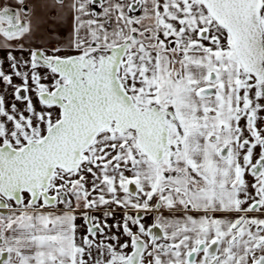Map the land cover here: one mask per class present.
I'll return each mask as SVG.
<instances>
[{
    "label": "crops",
    "instance_id": "crops-1",
    "mask_svg": "<svg viewBox=\"0 0 264 264\" xmlns=\"http://www.w3.org/2000/svg\"><path fill=\"white\" fill-rule=\"evenodd\" d=\"M43 1L34 4L44 7ZM136 2L141 7L133 11ZM7 3L0 0V12ZM59 4L69 6L75 18L73 53L55 56L48 51H56L58 44L50 41H39L27 52L40 50L55 60L81 58L138 36L141 46L131 47L151 58L146 64L159 77L157 97L138 106L172 111L170 136L181 134L184 171L171 174L161 169V162L154 163L139 150L133 132H104L85 154L83 165L91 162V171L75 193L86 197L82 208L31 203L16 208L9 202L8 212L0 213V252L9 254L7 264H79L78 249L84 248L85 237L98 234L104 247L90 253L100 264H129L137 240L147 245L140 264H209L205 252L193 263L188 257L200 244L207 248L213 243L214 264H254L264 254L256 249L264 240V167L253 173L264 160V74L255 76L242 66L229 34L201 0H58ZM22 21L19 32L26 33L28 22ZM51 23L49 36H66L62 18L54 16ZM164 24L172 31L164 32ZM260 25L264 36V3ZM6 28L0 24L1 31L6 33ZM201 29H209L208 36H201ZM170 35L177 39L175 48L161 42ZM123 63L124 57L121 67ZM143 67L138 64L137 69ZM125 74L133 82L130 71ZM206 89L213 92L203 95ZM133 93V100L142 98L138 91ZM99 144L103 145L98 148ZM152 197L160 202L155 210ZM153 226L163 237L149 243L140 228L146 232Z\"/></svg>",
    "mask_w": 264,
    "mask_h": 264
},
{
    "label": "water",
    "instance_id": "water-1",
    "mask_svg": "<svg viewBox=\"0 0 264 264\" xmlns=\"http://www.w3.org/2000/svg\"><path fill=\"white\" fill-rule=\"evenodd\" d=\"M201 1L213 20L230 35L242 66L255 76H262L264 40L260 18L264 0ZM0 18L10 23L6 34L20 31L22 25L16 24L13 11L0 12ZM127 48L128 43L112 48L96 66L92 59L73 57L54 61L36 54L43 64L68 81L38 96L43 105L60 109V119L41 139L31 140L21 148L0 145L1 211L7 210V201L21 205L24 194L29 195L32 205L41 200L44 205L53 206L56 197L49 190L56 172L77 171L84 153L105 131L134 132L141 152L155 163L171 152L168 118L172 112L157 106L137 107L119 77ZM212 92L206 89L201 93ZM259 165L253 173H257ZM95 231L92 227L91 232ZM140 255L141 250H137L128 263L139 264ZM210 256L208 250L207 257ZM258 264H264V259Z\"/></svg>",
    "mask_w": 264,
    "mask_h": 264
},
{
    "label": "rangeland",
    "instance_id": "rangeland-1",
    "mask_svg": "<svg viewBox=\"0 0 264 264\" xmlns=\"http://www.w3.org/2000/svg\"><path fill=\"white\" fill-rule=\"evenodd\" d=\"M30 1L32 2V0H24L23 2L22 0H8L7 3V6L16 12V20L18 22L23 23L22 20L28 22L26 33L17 32L14 37L11 36V39H7L10 36L0 29V144L9 143L14 148H21L30 140L41 139L47 130L60 119V109L58 107L45 106L38 99L41 92L52 91L58 84L59 78L52 68L34 65L30 58H33L36 52L33 50L29 54L27 49L31 46H36L39 41H50L57 43L58 48L54 47L56 51L49 50L48 52H54L55 56H66L73 53L71 51L74 47L71 43L77 31L75 18L68 13L69 6L57 5L58 0H44L42 2V6L44 7H40V5L35 6L36 0H33V4ZM54 16H56V19L62 18L63 24L65 23V25H62L65 27L63 32L66 35L65 37L60 33L53 36V38L49 36L47 29L50 28ZM0 24L5 26L7 22L0 18ZM163 27H165L164 32L166 33L168 31L171 32L173 29L172 26L167 27L166 24ZM186 30L184 28L185 32ZM41 31L45 32V34H41ZM199 33L201 36L204 34L208 36L209 29H201ZM168 38H166L167 42L161 40L163 47L170 48L171 46L175 48L176 44L174 41H177V39L171 35ZM133 43L136 44V42ZM17 45L20 46L17 47ZM138 48H129V51L124 56V65L120 69V77L124 80L123 85L127 92L132 96L135 90L142 96L139 100H134L137 107L154 100L159 93V83H157V81L159 82V77L156 78V72L153 67L151 68L146 64V62L151 61V58H147V55L144 56L139 51L140 48ZM77 53L80 52L77 51ZM28 57L30 60H28ZM138 64H142L144 67L139 70L137 69ZM129 71L133 76V82L126 80L125 72ZM213 77L215 76L212 73L210 80ZM135 82L138 83L136 84ZM132 98L137 99V96L133 95ZM180 139L181 134L178 133L171 137L172 153H166L164 161L161 162V169L163 168L172 173L184 171V168H181L182 165L180 164L182 157ZM102 145L99 144L98 148ZM169 155L174 158V161L169 160ZM90 164L92 163L90 162ZM90 164L83 165L79 171L73 173H66L62 170L56 172L49 193L52 196L63 194V198H61L62 203L58 202L57 205L67 207L76 205L81 208L85 205L84 198L86 197L80 196L77 198L75 193L77 190L80 191L79 188L83 187L82 182L87 179V174L91 171L88 170ZM79 178L81 179L78 181ZM24 197L25 205L16 206L11 204V206H15L16 208L27 206L29 197L27 195ZM66 197L71 199L65 202ZM37 205H41V203ZM112 228L117 230L120 227L115 226ZM100 235H95V237L85 235V243L82 245L84 248L78 249L80 253L82 252L81 254L78 253V256L83 263L100 264L99 260L92 259V254L90 253L93 250L95 252L98 248L102 249L101 246L104 247L101 245L102 242L100 240L102 238H100ZM89 237H91L90 241ZM109 253L112 254L113 252ZM82 262H79V264H82Z\"/></svg>",
    "mask_w": 264,
    "mask_h": 264
},
{
    "label": "flooded vegetation",
    "instance_id": "flooded-vegetation-1",
    "mask_svg": "<svg viewBox=\"0 0 264 264\" xmlns=\"http://www.w3.org/2000/svg\"><path fill=\"white\" fill-rule=\"evenodd\" d=\"M95 2H97V1H95ZM141 7V5H140V3L139 2H136L135 4H133L132 6H131V10H133V11H137L139 8ZM5 10H11V11H13L14 12V16H15V20H16V12L14 11V10H12V8H10V7H8V8H6ZM3 11V10H2ZM23 22V21H22ZM20 22H18L17 20H16V24L18 25ZM9 22H7V25H6V27L7 26H9ZM13 36V35H12ZM134 38V40H136L137 42H136V44H140V42L138 43V41H139V37L138 36H136V37H133ZM134 40H132L131 39V46L134 44L133 43V41ZM130 46V47H131ZM36 52V54L38 53V54H40L41 56H43V58H45V59H52V60H54V61H56L54 58H52V57H48V56H46L47 54H45L43 51H40V50H37V51H35ZM98 52H100V53H102L103 55H105V54H107V53H105V52H102V51H98ZM107 52V51H106ZM97 53V52H96ZM36 54H35V57L36 58H38L37 56H36ZM94 56V55H93ZM92 56V57H93ZM69 59V58H68ZM57 60H60V59H57ZM67 83V79L66 80H63L62 82L61 81H58V84H60V83ZM57 84V85H58ZM169 145L171 144V136L169 135ZM136 144H137V142H136ZM137 147H138V145H137ZM139 148V147H138ZM139 150H140V148H139ZM146 156V155H145ZM149 158V157H148ZM169 158H171L170 160H172V157L169 155ZM150 159V158H149ZM164 159L165 158H163L162 160H161V162L162 161H164ZM151 160V159H150ZM152 161V160H151ZM261 162V163H260ZM259 163H260V165H259V169L257 170V173H254V174H258V173H260L261 171H262V169H263V167H264V160H261ZM258 165H256V166H258ZM256 166H254V168L256 167ZM253 168V169H254ZM170 172V171H169ZM171 174H173L172 172H170ZM167 175H169V173L167 174ZM133 185H130L129 186V190L130 191H132L133 190ZM54 197H56V202H55V204L53 205V206H55V205H57L58 204V202H61L62 203V199L61 198H63V194L62 195H60V196H54ZM65 202H68L69 201V197H66V199L64 200ZM150 202H151V207L153 208V210H155L156 208H159L160 207V202H156V203H154L155 202V200H154V198L152 197L151 199H150ZM154 203V204H153ZM13 204V203H12ZM14 205V204H13ZM41 206H43V207H46V208H48V206H46V205H44L43 204V202L41 201ZM53 206H51V207H53ZM257 207H258V204H256V206H254L253 208H252V210L251 211H255L256 209H257ZM8 210H9V208H7V210H5L6 211V213L8 212ZM5 211H1L0 210V213H4ZM141 217L142 216H138V218L139 219H141ZM88 225L90 226L91 224H90V221L88 220ZM93 226H91L90 228H89V230H90V232H91V228H92ZM151 231V232H150ZM140 232H143L144 233V235H145V237L147 238V239H149V242L151 243V242H155V241H157V240H160L163 236V233L160 231V229L158 228V227H155V226H153V227H151V228H149L148 230H146V232L143 230V229H141L140 228ZM92 233V232H91ZM216 243H213V244H211V246H208L207 248L205 247V245L204 244H200L199 246H198V249L196 250V251H193L190 255H189V257H188V260H189V262L190 263H193L194 261H195V259H196V257H197V255L199 254V253H202V252H205V257H206V263H209V264H214V262L213 261H210L213 257H214V253H215V247H216ZM146 247H147V245H146V242H143V241H141V240H137V242L136 243H134L133 244V246H132V252H131V254H133V253H136V251L137 250H141V254H142V252L144 251V249H146ZM162 249H164V248H162ZM161 248H160V250H162ZM256 249H263L264 250V240L263 241H261V242H259L258 244H257V246H256ZM209 250V254H211V256L210 257H207V251ZM194 255L193 256V258H192V261L190 260V256L191 255ZM131 256V255H130ZM140 257H141V255H140ZM0 259H3V262H2V264H7L8 262H9V254L7 253V252H0ZM262 259H264V254H260L258 257H257V259L255 260V263L254 264H258V262L259 261H261ZM139 262H140V258H139ZM140 264V263H139Z\"/></svg>",
    "mask_w": 264,
    "mask_h": 264
},
{
    "label": "bare ground",
    "instance_id": "bare-ground-1",
    "mask_svg": "<svg viewBox=\"0 0 264 264\" xmlns=\"http://www.w3.org/2000/svg\"><path fill=\"white\" fill-rule=\"evenodd\" d=\"M105 53L108 54V52H105ZM107 54H105V55H107ZM105 55H103L100 52H97V53L94 54L93 57L91 56L92 58L91 57H89V58H91L92 60H94V63H95V66H96V65L99 64L100 59L103 58V57H105Z\"/></svg>",
    "mask_w": 264,
    "mask_h": 264
}]
</instances>
